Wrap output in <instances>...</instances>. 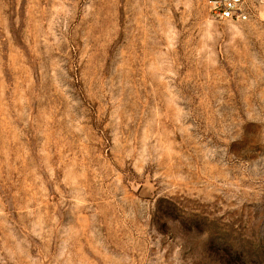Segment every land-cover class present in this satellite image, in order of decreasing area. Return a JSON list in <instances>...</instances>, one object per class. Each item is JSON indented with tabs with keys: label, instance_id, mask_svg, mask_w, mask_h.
Instances as JSON below:
<instances>
[{
	"label": "rangeland",
	"instance_id": "obj_1",
	"mask_svg": "<svg viewBox=\"0 0 264 264\" xmlns=\"http://www.w3.org/2000/svg\"><path fill=\"white\" fill-rule=\"evenodd\" d=\"M0 264H264V13L0 0Z\"/></svg>",
	"mask_w": 264,
	"mask_h": 264
},
{
	"label": "built area",
	"instance_id": "obj_2",
	"mask_svg": "<svg viewBox=\"0 0 264 264\" xmlns=\"http://www.w3.org/2000/svg\"><path fill=\"white\" fill-rule=\"evenodd\" d=\"M211 17L216 21L243 22L255 9L264 13V0H206Z\"/></svg>",
	"mask_w": 264,
	"mask_h": 264
}]
</instances>
